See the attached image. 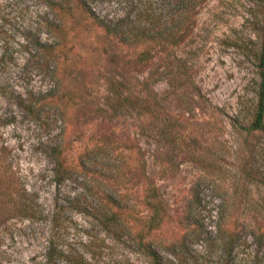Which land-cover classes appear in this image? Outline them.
Listing matches in <instances>:
<instances>
[{"label":"rangeland","instance_id":"374dc122","mask_svg":"<svg viewBox=\"0 0 264 264\" xmlns=\"http://www.w3.org/2000/svg\"><path fill=\"white\" fill-rule=\"evenodd\" d=\"M184 2L93 3L101 14H129L152 28L174 22L166 55L191 83L176 93L162 77L152 87L159 116L175 132L170 142L151 135L149 117L126 100L117 108V94L132 98L150 70H164L165 53L135 62L125 44L84 20L73 29L66 22L55 38L34 24L37 15L50 17L41 0H0V146L35 204L32 217L1 223L0 264H33L48 244L69 264H150L146 244L167 255L184 236L199 263L221 206L229 230L249 218L264 228V133L247 130L262 0ZM26 38L54 41L60 57H31ZM148 183L157 192V226ZM243 251L246 264H264L252 243Z\"/></svg>","mask_w":264,"mask_h":264},{"label":"trees","instance_id":"16d2710c","mask_svg":"<svg viewBox=\"0 0 264 264\" xmlns=\"http://www.w3.org/2000/svg\"><path fill=\"white\" fill-rule=\"evenodd\" d=\"M41 1L44 3L50 17L44 18L43 15H37L34 21L36 27H44L46 31L53 34L56 38L62 32L66 22L69 21V26L73 29L79 22L84 20L88 24L98 26L107 39L125 44L131 52L132 60L135 62L151 61L158 52L165 53L158 56V58L167 61L169 59L168 55H166L168 54L167 50L172 47L177 38V30H174V22L170 23L171 20L164 21V26L152 28L147 24L137 22L136 18L131 17L129 14L115 17L101 14L93 4L95 0ZM165 1L171 3L174 1L173 5H177L179 0ZM184 1L188 2L189 0ZM261 3L263 7L262 34L260 36V46L255 55L258 81L254 97L255 103L248 121L247 130L248 132L264 133V0ZM182 7H176V9L183 11L186 7L188 8V3ZM47 12L44 14L48 15ZM138 15L150 16L149 14ZM26 43L29 44L30 50L33 51L31 57L46 58V62L49 60L52 62V60L54 61L60 57L58 52L54 50V41L53 43H46L26 38ZM155 73L150 70L141 81H138L141 89L135 92L131 96L132 98L117 94V108L121 107L123 105L122 101L126 100L137 114L149 117L147 129L151 135L173 142L176 140L175 132L159 116L158 108L161 106L159 99L154 95L152 87L157 79L159 80L163 77L162 79L166 81L172 90L180 93L183 90L182 84L187 83V85H190L191 82L185 77V70L180 68V66H173V62L170 59L158 76H155ZM110 84L114 88L117 84L122 85V82L112 81ZM114 110L117 111L115 108ZM141 124L144 125L143 122ZM6 153V147L0 146V225L8 218H30L35 211V204L28 196L25 188L12 179L11 168L6 160ZM57 165L60 166V162L57 161ZM62 171H65V169L63 168ZM145 189L149 205L153 209L150 225L157 226L161 220L160 216H156L158 214L157 192L155 186L150 183L147 184ZM223 207L221 206L217 214L218 221L215 234L212 237L206 235V245L203 250L204 257L202 256L201 262L198 263L196 258L193 259L188 249V239L184 236L180 240L166 246L167 255L157 252L151 243L146 244L145 254L150 264H246L241 257L245 255L243 249H246L247 243L254 245L252 257H256V259L264 257V228H261L249 218L240 228L229 230L225 226V216L228 207ZM199 235L195 234L197 238ZM70 262L72 261L67 259L63 251L57 250L53 245L48 244L40 258L34 259L33 264H69ZM74 263L82 264L76 261ZM254 264L258 263L254 262Z\"/></svg>","mask_w":264,"mask_h":264}]
</instances>
